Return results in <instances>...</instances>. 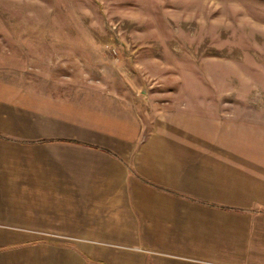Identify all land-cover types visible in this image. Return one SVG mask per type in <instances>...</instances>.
<instances>
[{"label":"crops","instance_id":"0c3cea01","mask_svg":"<svg viewBox=\"0 0 264 264\" xmlns=\"http://www.w3.org/2000/svg\"><path fill=\"white\" fill-rule=\"evenodd\" d=\"M30 98L0 100V264H264V125L201 138L172 116L138 146L127 122Z\"/></svg>","mask_w":264,"mask_h":264},{"label":"rangeland","instance_id":"374dc122","mask_svg":"<svg viewBox=\"0 0 264 264\" xmlns=\"http://www.w3.org/2000/svg\"><path fill=\"white\" fill-rule=\"evenodd\" d=\"M32 93L127 122L138 146L172 116L201 138L264 125V0H0V100Z\"/></svg>","mask_w":264,"mask_h":264}]
</instances>
